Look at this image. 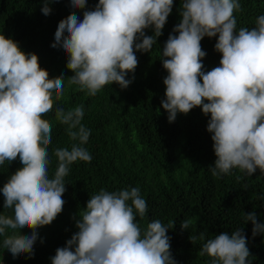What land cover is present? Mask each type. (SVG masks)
<instances>
[{"label": "clouds", "instance_id": "obj_1", "mask_svg": "<svg viewBox=\"0 0 264 264\" xmlns=\"http://www.w3.org/2000/svg\"><path fill=\"white\" fill-rule=\"evenodd\" d=\"M41 2L42 13L50 15L51 5L60 0ZM68 3L73 11L59 21L51 47L67 55L66 67L74 73L67 76L68 84L95 96L108 84L129 87L139 64L136 53H150L159 42L175 0H98L92 9L88 0ZM75 9L84 10L82 19ZM240 9V0H180V20L162 46L160 60L167 75L161 106L170 123L178 113L187 115L196 107L210 115L213 176L233 169L248 176L258 169L264 173V15L257 17L255 27L237 31L234 12ZM205 37H217L214 50L221 54L219 65L209 71L203 64ZM64 78L50 77L38 53L25 51L19 41L0 32V165L17 160L21 165L0 188L3 209L12 210L11 215L0 213V237L13 258L24 253L34 257L38 229L51 225L64 210L69 166L92 160L82 146L90 137L82 123L83 106H57L55 119L67 125L68 136L79 143L70 150L55 149L58 166L50 178L52 126L43 117L53 110V94L62 99ZM147 211L138 187L101 188L73 214L77 231L56 249L52 264H178L168 235L176 223L156 219L142 227ZM244 219L245 224L252 222L253 238L264 234L256 211L247 212ZM191 223L183 220L181 229ZM24 229L31 234L23 235ZM198 239L205 240L204 233L189 236L192 244ZM205 253L211 264H252L243 226L207 238L199 254Z\"/></svg>", "mask_w": 264, "mask_h": 264}, {"label": "trees", "instance_id": "obj_2", "mask_svg": "<svg viewBox=\"0 0 264 264\" xmlns=\"http://www.w3.org/2000/svg\"><path fill=\"white\" fill-rule=\"evenodd\" d=\"M97 2L88 0L87 7L92 9ZM240 4L241 9L234 12L237 31L255 27L257 17L264 15V0H240ZM179 6L180 0H175L163 35L152 51L136 53L139 64L129 87L121 89L119 84H108L91 96L86 90H79L78 85L68 84L67 76L74 73L66 67L67 55L61 48L51 47L59 21L73 11L68 0L52 4L50 15L42 13L41 0H0V32L19 41L25 51L38 53L41 66L49 70L50 77L65 75L62 99L56 100L53 94V110L43 117L52 126V142L48 146L50 178L58 166L55 149L70 150L72 144L79 143L68 136V126L55 119L57 106L66 110L83 106L82 123L90 130V137L82 146L92 155L91 162L76 161L69 166L64 210L51 225L38 229L40 238L34 245V257L24 253L13 258L0 237V264H52L50 257L56 249L77 231L73 214L86 207L91 195L101 188L118 191L130 187H138L147 202L148 211L140 220L142 227L156 219L165 224L176 223L168 235L172 237L171 251L178 264H211V257L199 254L206 239L241 226L253 254L249 257L252 264H264V234L253 238L252 222L245 224L244 219L247 212L256 211L258 221L264 223V173L258 169L248 176L233 169L230 174L213 176L210 169L216 156L212 134L207 131L210 115L205 116L196 107L187 115L178 113L170 123L161 106L166 89L163 78L167 75L160 60L162 46L180 20ZM75 11L82 19L84 10ZM147 34L151 35L152 30ZM216 40L217 37L202 40L207 53L203 58L205 71L219 65L221 54L214 50ZM132 76L129 73L127 78ZM19 167V160L0 165V188ZM237 176L242 178L237 180ZM11 212L3 209L0 194V213ZM186 219L192 223L182 230L181 222ZM200 233H204L205 240L192 244L189 236ZM22 234L30 235L31 229L22 230Z\"/></svg>", "mask_w": 264, "mask_h": 264}]
</instances>
